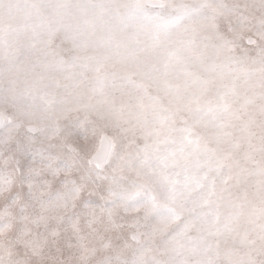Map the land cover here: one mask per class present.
I'll return each mask as SVG.
<instances>
[{"label": "snow or ice", "instance_id": "6c2138e0", "mask_svg": "<svg viewBox=\"0 0 264 264\" xmlns=\"http://www.w3.org/2000/svg\"><path fill=\"white\" fill-rule=\"evenodd\" d=\"M0 264H264V0H0Z\"/></svg>", "mask_w": 264, "mask_h": 264}]
</instances>
